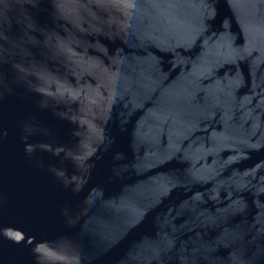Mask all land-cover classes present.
Segmentation results:
<instances>
[{
    "label": "water",
    "instance_id": "obj_1",
    "mask_svg": "<svg viewBox=\"0 0 264 264\" xmlns=\"http://www.w3.org/2000/svg\"><path fill=\"white\" fill-rule=\"evenodd\" d=\"M0 264H264V0H0Z\"/></svg>",
    "mask_w": 264,
    "mask_h": 264
}]
</instances>
